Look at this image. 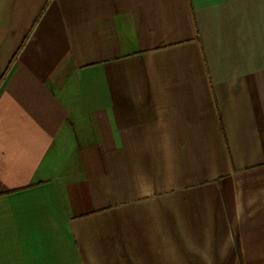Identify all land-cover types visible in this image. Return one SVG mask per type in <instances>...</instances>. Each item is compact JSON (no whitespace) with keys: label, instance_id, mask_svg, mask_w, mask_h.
Masks as SVG:
<instances>
[{"label":"crops","instance_id":"crops-1","mask_svg":"<svg viewBox=\"0 0 264 264\" xmlns=\"http://www.w3.org/2000/svg\"><path fill=\"white\" fill-rule=\"evenodd\" d=\"M0 264H264V0H0Z\"/></svg>","mask_w":264,"mask_h":264}]
</instances>
